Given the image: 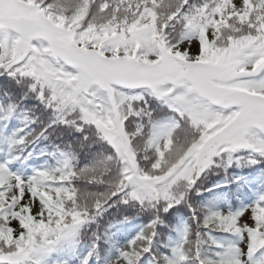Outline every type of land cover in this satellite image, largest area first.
<instances>
[{
	"label": "snow or ice",
	"instance_id": "6c2138e0",
	"mask_svg": "<svg viewBox=\"0 0 264 264\" xmlns=\"http://www.w3.org/2000/svg\"><path fill=\"white\" fill-rule=\"evenodd\" d=\"M0 264H264V0H0Z\"/></svg>",
	"mask_w": 264,
	"mask_h": 264
},
{
	"label": "trees",
	"instance_id": "16d2710c",
	"mask_svg": "<svg viewBox=\"0 0 264 264\" xmlns=\"http://www.w3.org/2000/svg\"><path fill=\"white\" fill-rule=\"evenodd\" d=\"M242 174H244V175H247L248 173H247V170H245V172L244 173H242Z\"/></svg>",
	"mask_w": 264,
	"mask_h": 264
},
{
	"label": "rangeland",
	"instance_id": "374dc122",
	"mask_svg": "<svg viewBox=\"0 0 264 264\" xmlns=\"http://www.w3.org/2000/svg\"><path fill=\"white\" fill-rule=\"evenodd\" d=\"M194 50V49H193Z\"/></svg>",
	"mask_w": 264,
	"mask_h": 264
}]
</instances>
